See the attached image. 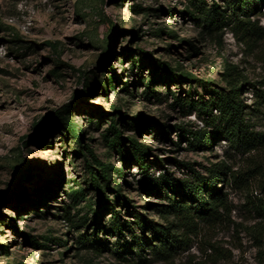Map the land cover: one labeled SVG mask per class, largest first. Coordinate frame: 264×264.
I'll list each match as a JSON object with an SVG mask.
<instances>
[{
	"label": "rangeland",
	"instance_id": "obj_1",
	"mask_svg": "<svg viewBox=\"0 0 264 264\" xmlns=\"http://www.w3.org/2000/svg\"><path fill=\"white\" fill-rule=\"evenodd\" d=\"M188 2L0 0V264H131L119 260L104 246L97 253L92 241L79 244L82 235H94L89 203L97 207L99 196L90 186L87 171V163L92 164L93 158L84 149L79 150L71 135L59 129L42 130L41 124L49 122L65 104L75 105L73 121L85 129L83 143L103 162L124 167L125 178L114 172L112 186L117 188L114 183L120 184L132 201L129 209L117 203L125 219L132 220L134 211L148 212L151 219L165 224L166 219L151 204H167L168 196L175 194L167 190L160 195L147 193L137 181L142 175L139 167L124 165L117 153L107 147L103 133L111 116L117 115L114 106L130 116H142L143 126L128 128L119 123V128L124 136H134L150 145L162 160L163 165L150 157L152 176L170 172L178 179H187L191 178V170L182 163L205 175L209 166L221 161L238 175L236 183L217 184L229 202L221 218L202 222L190 245L175 249L170 261L151 259L149 264H264V219L253 208L264 201V138L259 137L261 142L249 152L238 150L224 137L215 138L209 147L201 149L191 147L185 139L176 145L161 135L163 125L174 141L179 140L175 126L193 131H211L213 127H208L196 110L174 105L172 92L207 99L208 87L196 82L157 81L154 86L158 97L147 99L141 92L151 76L150 69L144 67L141 73L130 69V54L137 59L143 52H150L171 67L179 66L203 80L218 82L222 71L218 54L222 52L239 65L246 77L242 98L248 106L247 118L253 124L252 130L264 135V109H253L257 102L252 88V84L264 79V41L253 46L229 29L206 33L200 22L182 13ZM252 18L259 20L264 29V8ZM160 28L173 30L175 36L169 31L160 33ZM132 29H138L137 36ZM188 41L197 51L191 49ZM145 58L147 61V55ZM111 66L123 82H128L129 92L123 83H115L109 89L100 84L97 88L85 87L89 95L82 97L85 81L101 82L105 74L110 75ZM213 113L218 114L216 110ZM124 149L127 151V147ZM108 152L114 157L110 158ZM24 165L34 167V177L21 182L19 168ZM40 185L55 190L46 203L36 207L20 196L19 189L26 188L29 198H35L33 189ZM75 189L83 191L78 199L73 197ZM109 191L112 198L114 191ZM110 218L111 211L107 210L102 222ZM169 220L173 221V217ZM13 224L41 242L51 231L53 237L65 243L45 241L47 245L42 249L25 242ZM98 233L101 239L108 240L109 246L118 239L109 231L100 229Z\"/></svg>",
	"mask_w": 264,
	"mask_h": 264
},
{
	"label": "trees",
	"instance_id": "obj_2",
	"mask_svg": "<svg viewBox=\"0 0 264 264\" xmlns=\"http://www.w3.org/2000/svg\"><path fill=\"white\" fill-rule=\"evenodd\" d=\"M136 7L147 11L146 8L140 5H136ZM263 8L264 0H223V3H218L216 0H211L210 3L207 0H189L187 9L182 13L188 14L189 17L200 22V27L208 34L229 29L235 35H240L247 43L257 46L264 41V29L259 20L252 18V16L262 12ZM158 10H162V8H154V11ZM168 11H171V9ZM158 31L160 33L169 31L170 35L175 36L173 30L167 28H160ZM131 32L134 36H137L138 29H132ZM188 42L191 49L197 51V47L191 41ZM145 55H147V61H145ZM130 57L132 59L130 69H136L139 73L144 67L150 69L151 76L145 89L141 92L147 99L158 97V92L154 86L157 81L178 84L196 82L208 87L207 91L210 97L207 99L202 95L197 99L192 98V95H190L188 99L187 96H178L172 92L174 105L196 110L199 116L204 119L206 125L213 127L211 131L206 129L193 131L188 130L185 126H175V132L179 134V140L174 141L170 136V131L163 125L161 135L169 137L176 145H180L182 139H185L191 147L201 149L209 147L215 138L224 137L238 150L249 152L259 145L261 142L258 139L259 137L264 138L263 134L252 130L253 124L247 118L246 109L248 106L243 101L242 92L248 81L241 72L239 65L230 62L224 53L219 52L218 54V57L222 60V71L218 82L203 80L197 74L186 71L179 66L171 67L166 61L155 59L150 52H143L141 57L137 59L133 54H130ZM109 69L110 75L105 74L101 82L99 79H95L97 81L86 80L81 96L87 97L89 95V91H84L85 87L93 86L97 88L100 84L109 89L114 87L115 83H123L124 90L129 92L128 82H123L122 76L117 73L113 66ZM160 71L161 75H159ZM252 88L257 102V106L253 109L255 111L264 109V79L252 84ZM74 108V104H65L53 114L49 122L41 121V124H43L42 130L59 129L64 131L67 136L71 135L76 140L79 150L84 149L93 158L92 164L87 163V171L90 186L99 196L97 207H93L92 202L89 203V210L92 214L90 225L94 235L93 237L86 236L87 234L82 235L79 238V244L92 241V248L97 253H100V248L104 246L119 260L131 264H149L151 259L168 262L175 249L190 245L191 237L197 234L202 222L208 223L219 220L222 216L221 212L228 210V198L217 185L218 182L229 184L230 181L236 183L239 180L238 175L231 171L228 164L223 161L216 162L206 169L207 173L204 175L195 170L190 164L182 163L191 170V178L187 179H178L170 172L152 176L149 171L150 157H153L155 162L163 165L162 160L150 145L139 142L134 136H124L122 129L119 128V123L128 128L143 126L142 116H130L123 113L119 107L114 106L113 109L117 115L111 116L110 124L103 133L107 147L117 153L118 158L124 165L128 164L129 167L136 164L139 167L142 175L137 181L147 193L160 195L167 190L175 194V197L168 196L167 204H161L160 206L158 203L151 204V207L157 211L159 216L166 219L165 224L151 219L148 212L134 211L132 220L123 218L117 208V203L127 209L133 207V204L131 199L123 193L120 184L115 182L114 185H117V188H113L112 174L114 172L119 173L122 178H125L124 167H116L110 161L103 162L94 154L89 145L83 143L85 129L79 127L73 121ZM214 110L218 114H214ZM125 147H127V151L124 149ZM108 156L112 158L114 154L108 152ZM33 169V166L27 165L19 168L21 173L18 180L21 182L31 180L34 177ZM128 184L130 183L128 182ZM108 190L114 191L112 198H110V191L108 192ZM82 192L76 189L73 190V197L78 199L79 196L83 195ZM19 193L22 198L31 200L30 202L37 207L40 203H46L47 197L54 196L55 190L49 186L40 185L33 189L35 198L31 199L26 188H20ZM253 208L255 214L264 219V201L256 203ZM107 210L111 211V218L103 223V213ZM36 211H38V208ZM170 217H173V221L169 220ZM65 218L67 219V216ZM87 221L86 218L84 223ZM13 225L25 242L39 246L42 249L47 245L45 241L65 243L61 238L53 237L51 231H48L42 237L44 242H41L31 233L22 231L17 224ZM100 229L117 235L118 239L112 246H109L106 238L103 240L99 237L98 232ZM126 233L129 234V240L126 238ZM3 250H6L5 246ZM16 264L23 263L18 261Z\"/></svg>",
	"mask_w": 264,
	"mask_h": 264
}]
</instances>
